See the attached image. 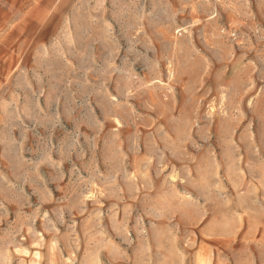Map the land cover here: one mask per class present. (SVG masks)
<instances>
[{
    "label": "rangeland",
    "instance_id": "obj_1",
    "mask_svg": "<svg viewBox=\"0 0 264 264\" xmlns=\"http://www.w3.org/2000/svg\"><path fill=\"white\" fill-rule=\"evenodd\" d=\"M7 4L0 264H264V0Z\"/></svg>",
    "mask_w": 264,
    "mask_h": 264
},
{
    "label": "crops",
    "instance_id": "obj_2",
    "mask_svg": "<svg viewBox=\"0 0 264 264\" xmlns=\"http://www.w3.org/2000/svg\"><path fill=\"white\" fill-rule=\"evenodd\" d=\"M7 2H8V0H5L4 7L1 5V11H0V13L2 15L8 14V16H9L11 14V7H9V5L7 4ZM1 3L3 4L2 0H1Z\"/></svg>",
    "mask_w": 264,
    "mask_h": 264
}]
</instances>
